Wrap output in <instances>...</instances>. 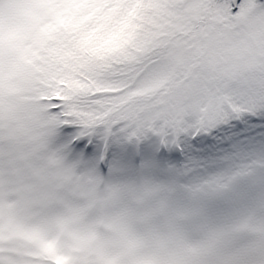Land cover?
Masks as SVG:
<instances>
[{"label":"snow or ice","instance_id":"snow-or-ice-1","mask_svg":"<svg viewBox=\"0 0 264 264\" xmlns=\"http://www.w3.org/2000/svg\"><path fill=\"white\" fill-rule=\"evenodd\" d=\"M0 264H264V0H0Z\"/></svg>","mask_w":264,"mask_h":264}]
</instances>
